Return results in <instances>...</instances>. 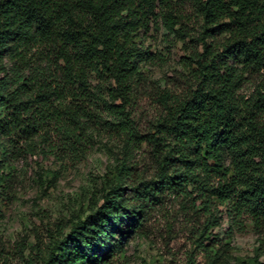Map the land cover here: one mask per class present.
<instances>
[{
  "label": "trees",
  "instance_id": "1",
  "mask_svg": "<svg viewBox=\"0 0 264 264\" xmlns=\"http://www.w3.org/2000/svg\"><path fill=\"white\" fill-rule=\"evenodd\" d=\"M159 27L185 46L174 89L151 79ZM104 136L121 143L116 183L83 220L36 236L24 264H102L167 197L210 264L235 230L262 233L264 0H0V194L15 161L50 156L60 170Z\"/></svg>",
  "mask_w": 264,
  "mask_h": 264
},
{
  "label": "rangeland",
  "instance_id": "2",
  "mask_svg": "<svg viewBox=\"0 0 264 264\" xmlns=\"http://www.w3.org/2000/svg\"><path fill=\"white\" fill-rule=\"evenodd\" d=\"M147 44L160 60L150 67L153 85L174 89L182 84L181 61L184 44L163 27L150 31ZM157 87V88H158ZM245 90L244 93H250ZM138 109L141 123L153 113L151 100L145 98ZM121 143L102 137L76 164L58 170L50 156L34 155L13 163L12 190L0 194V264H24L38 238L41 243L56 231L57 225L83 220L99 203L101 196L116 183ZM136 172L148 175L141 155ZM125 195L129 192L125 190ZM173 197L152 207L142 225V232L131 233L120 252H112L102 264H210L202 248L195 246L196 222L185 217ZM227 221L214 228L222 239ZM118 233H113L116 239ZM37 236V238H36ZM226 251L216 264H264V231L256 233L251 225L234 231ZM39 243L40 247H42ZM98 251L104 252V246Z\"/></svg>",
  "mask_w": 264,
  "mask_h": 264
}]
</instances>
